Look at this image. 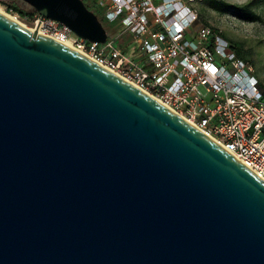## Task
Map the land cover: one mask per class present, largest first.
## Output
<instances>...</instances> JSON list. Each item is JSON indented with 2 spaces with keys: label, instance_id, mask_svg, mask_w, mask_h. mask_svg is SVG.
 I'll list each match as a JSON object with an SVG mask.
<instances>
[{
  "label": "water",
  "instance_id": "obj_1",
  "mask_svg": "<svg viewBox=\"0 0 264 264\" xmlns=\"http://www.w3.org/2000/svg\"><path fill=\"white\" fill-rule=\"evenodd\" d=\"M104 43L83 0H22ZM0 264H264V181L142 90L0 13Z\"/></svg>",
  "mask_w": 264,
  "mask_h": 264
},
{
  "label": "built area",
  "instance_id": "obj_2",
  "mask_svg": "<svg viewBox=\"0 0 264 264\" xmlns=\"http://www.w3.org/2000/svg\"><path fill=\"white\" fill-rule=\"evenodd\" d=\"M94 1L105 20L117 23L104 43L37 13L30 28L159 101L264 181V89L221 32L198 25L202 0Z\"/></svg>",
  "mask_w": 264,
  "mask_h": 264
},
{
  "label": "rangeland",
  "instance_id": "obj_3",
  "mask_svg": "<svg viewBox=\"0 0 264 264\" xmlns=\"http://www.w3.org/2000/svg\"><path fill=\"white\" fill-rule=\"evenodd\" d=\"M11 0H0V10L4 13L16 18L21 24L31 27L33 16L21 18L15 12L8 10V3ZM89 6L93 13L98 15L102 24L111 36L112 30L117 27V23H110L102 17L103 9L97 6L98 1L83 0ZM210 0L199 1L195 8L200 15V24H208L213 29L222 33V35L233 45V50H240L245 62L254 69L255 78L264 88V5L255 7L254 10L261 16L262 20L251 22L245 18L239 17L234 12L226 14L219 13L210 7ZM232 5H245L252 0H224ZM35 12V11H34ZM36 13V12H35ZM118 30L120 27L117 28ZM126 42L128 39H124ZM128 43V42H127ZM126 45V44H125ZM124 45V46H125ZM135 54L139 52V46L133 48ZM140 59L141 56L136 57Z\"/></svg>",
  "mask_w": 264,
  "mask_h": 264
},
{
  "label": "trees",
  "instance_id": "obj_4",
  "mask_svg": "<svg viewBox=\"0 0 264 264\" xmlns=\"http://www.w3.org/2000/svg\"><path fill=\"white\" fill-rule=\"evenodd\" d=\"M209 2H210V7L219 13L226 14L229 12H234L239 17L245 18L246 20L251 21V22H258V21L262 20L261 16L254 10V8L264 5V0H252L250 3H247V4L242 5V6L232 5V4L227 3L224 0H210ZM7 5H8V10L10 12H15L21 18H25V17L35 15L34 10L27 3H25L22 0H11V1H9V3ZM86 6H87V4H86ZM87 7L89 10H91V8L89 6H87ZM99 20L101 21L100 18H99ZM229 43H230V41H229ZM232 47H233V45H232ZM234 51L236 52L237 56L241 60L245 61V58L242 56L240 50H237V51L234 50ZM260 87H261V85H260Z\"/></svg>",
  "mask_w": 264,
  "mask_h": 264
},
{
  "label": "bare ground",
  "instance_id": "obj_5",
  "mask_svg": "<svg viewBox=\"0 0 264 264\" xmlns=\"http://www.w3.org/2000/svg\"><path fill=\"white\" fill-rule=\"evenodd\" d=\"M0 13L3 14V15H5V16H7V17H9V18H11V19H13L14 21L20 23L16 18H14V17H12V16H10V15L4 13V12L1 11V10H0ZM20 24H21V23H20ZM21 25H23V24H21ZM23 26L26 27L27 29H29L30 31H32V29H31L30 27L28 28L26 25H23ZM66 45H67V44H66Z\"/></svg>",
  "mask_w": 264,
  "mask_h": 264
}]
</instances>
